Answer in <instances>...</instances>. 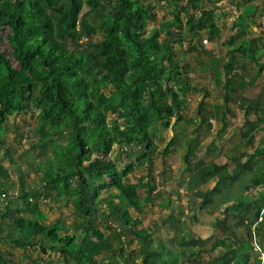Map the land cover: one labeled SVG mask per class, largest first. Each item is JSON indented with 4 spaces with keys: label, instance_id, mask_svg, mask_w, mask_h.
Masks as SVG:
<instances>
[{
    "label": "trees",
    "instance_id": "1",
    "mask_svg": "<svg viewBox=\"0 0 264 264\" xmlns=\"http://www.w3.org/2000/svg\"><path fill=\"white\" fill-rule=\"evenodd\" d=\"M167 1L173 17L149 32L148 24L157 18L151 0H0V130L11 117L33 109L38 113L39 146L53 151L40 168L44 186L38 193L28 192L25 174L10 149L0 156V233L17 245L43 253L51 249L76 264H121L117 254L125 259L123 248L95 224L98 214L117 222L116 239L126 233L137 240L134 255L141 261L134 264H245L246 251L256 264H264V124L255 123L243 134L262 133L261 147L244 153V161L233 157L231 170L227 164L187 160L188 187L216 180L213 188L199 192V206L223 208L217 226H223L225 235L212 244L209 251L217 253L207 260L202 256L203 238L155 237L113 199L105 200V210L99 206L105 190L116 191L134 208L140 207L141 187L152 194L157 187L154 156L160 151L151 129L159 124L170 127L174 117L182 120V102L174 87L193 88L191 69L175 58V46L196 37L190 48L203 51L199 29L204 26L197 15L212 17L215 11L204 9L208 0ZM242 1L247 0H228L236 6ZM86 8V15H103L106 26L102 37L88 46L80 40L95 29L86 21ZM57 25L63 26L62 33ZM235 25L239 30L225 41L228 46L246 33L238 22ZM218 31L211 22L209 38ZM250 52L256 53L250 41L234 46L226 67L231 68L235 54ZM254 104L264 118V103ZM202 123L211 126L205 116ZM174 143L175 138L161 153H169ZM3 144L0 131V150ZM115 146L135 147L136 160L120 169L111 156ZM5 158L18 174L17 195L8 182ZM137 166L146 167L149 182L143 183L145 177L138 183L128 181ZM42 195L71 198L74 223L68 228L60 219L44 223L46 215L37 202ZM172 224L176 226L173 219ZM70 229L78 233L62 232ZM185 248L198 250L189 253Z\"/></svg>",
    "mask_w": 264,
    "mask_h": 264
},
{
    "label": "rangeland",
    "instance_id": "2",
    "mask_svg": "<svg viewBox=\"0 0 264 264\" xmlns=\"http://www.w3.org/2000/svg\"><path fill=\"white\" fill-rule=\"evenodd\" d=\"M151 1L155 6L157 18L148 24L149 32L173 17L167 0ZM241 3L242 5L236 6L228 0L204 1V9L215 11L212 17H203L200 13L197 15V19L200 18L204 26L199 32L205 49L199 53L190 48L197 42L196 37L192 38V42L187 38L183 44L177 43L175 46V58L184 65L188 64L191 69L188 75L193 88L185 91L181 86L174 87L182 102V120L177 121L174 117L170 127L164 128L159 124L151 129L157 136L156 142L160 151L154 156L153 167L157 187L151 195L146 188H140L139 208L129 206L117 197V192L113 190L103 191L104 200L99 202V206L105 210V200L113 199L115 203L127 208L134 219L140 220L155 237L167 240L176 237L203 238V260L217 253L209 250L218 238L225 235L223 226H217L223 217V208L212 211L199 206V192L213 188L216 180L206 185L188 187L186 182L191 171L187 170V160L193 164L201 160L206 163L227 164L231 170L235 166L233 157L240 156L239 160L244 161V153H252L261 147L260 138L263 135L255 132L253 135L243 136L253 124H264L263 115L255 110L254 104L257 100L264 103V69H259L260 64L264 65V0H247ZM86 10L87 8L84 10L86 21L93 26L95 32L90 36L85 34L81 38L80 43L84 46L98 41L106 27L103 15H86ZM211 22L216 23L219 29L213 40L209 38ZM236 22L246 33L243 38L235 39L231 46H228L225 41L239 30ZM76 29H80V22ZM56 30L62 33L64 29L63 26L57 25ZM246 41L251 42L256 53L250 52L245 56L235 54L236 60L231 64L229 71L226 63L231 59L230 50ZM5 48L3 46L2 50ZM106 92L110 94L111 91ZM37 116V111L29 109L26 113L11 117L0 130L4 140L0 156L4 155L6 149L13 152L16 163L25 174L29 193L43 192L44 182L40 168L53 156L51 147L39 146L41 136L36 129ZM202 116H205L208 122L210 120L211 126L202 123ZM173 138L175 143L170 147V152L161 153ZM111 156L122 169L130 161L136 160L137 150L135 147L115 146ZM3 163L9 168L8 182L12 193L17 195L18 174L10 166L8 158H5ZM143 177L146 178L143 183L149 182L146 167L137 166L135 172L127 179L131 183H138ZM105 182H109V178H106ZM37 202L46 215L44 223L49 224L60 219L66 224V228L74 223L76 209L71 198H45L42 195ZM172 219L177 227L172 224ZM95 224L111 237L115 246L123 248L125 259L117 254L121 264L140 263L141 257L134 255L138 249L137 240L126 233L121 240L116 239L113 229L117 228L118 224L113 218L97 214ZM62 232L78 233L76 229ZM185 250L191 253L198 248ZM246 254L248 261L245 264H256L253 255L249 251H246ZM5 263L76 264L51 249L43 253L40 248H23L0 233V264Z\"/></svg>",
    "mask_w": 264,
    "mask_h": 264
}]
</instances>
